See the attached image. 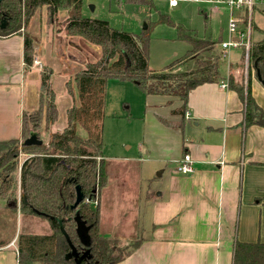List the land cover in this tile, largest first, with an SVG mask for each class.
I'll return each instance as SVG.
<instances>
[{
  "label": "crops",
  "instance_id": "obj_1",
  "mask_svg": "<svg viewBox=\"0 0 264 264\" xmlns=\"http://www.w3.org/2000/svg\"><path fill=\"white\" fill-rule=\"evenodd\" d=\"M207 8L206 17L219 11L209 4ZM223 10L225 13L226 8ZM64 36L68 39L67 45L81 51L87 61L90 59L86 54L96 58L94 52H98V46L81 38ZM227 40L221 38L220 43ZM220 43L215 44L216 53L222 52L224 58ZM36 45L33 63L26 68L23 32L0 36V141L22 137L23 112L38 107L40 73L54 65L43 57L45 46ZM242 46L247 73L249 41L248 47ZM35 60L40 65L35 64ZM69 60L75 62V58ZM239 63H227L225 74L220 73L218 82L203 83L190 90L184 114L177 112L182 100L167 95L171 98L168 97L165 104L171 103L174 108L167 115L169 118L161 117L154 131L159 151L165 154L153 156L148 167L156 172L155 183L152 174L146 173L141 146L138 171L133 173L132 179L126 156L106 155L103 144L106 181L93 202L99 207L98 230L105 237L129 240L137 236L141 240L135 250L115 264H233L235 240H264V126L256 121L259 114L264 115V85L251 74V96L259 113L254 114L255 122L246 123L245 101L228 84L229 77L241 82L237 78ZM66 69L64 66L63 70ZM67 79L68 75L63 85L71 98V106L73 97L66 90ZM246 81L247 74L244 89ZM55 104L57 108L56 100ZM104 118L105 106L104 117L98 122L102 138ZM80 132L85 134L82 129ZM185 153L193 159L194 170L188 174L174 169L176 161ZM24 156L23 160L27 157ZM114 167L115 171H123H120L121 183L109 182ZM18 193L20 198L19 186ZM135 198L133 205L131 201ZM2 207H6L5 204H1ZM17 234L14 232L3 240L0 264H17Z\"/></svg>",
  "mask_w": 264,
  "mask_h": 264
},
{
  "label": "trees",
  "instance_id": "obj_2",
  "mask_svg": "<svg viewBox=\"0 0 264 264\" xmlns=\"http://www.w3.org/2000/svg\"><path fill=\"white\" fill-rule=\"evenodd\" d=\"M46 6L50 20L59 11H66L63 27L67 37H77L99 47V55L93 62L85 63L66 81V90L73 97V104L66 109L65 123L50 132L47 143L25 145L20 138L0 141V199L13 209L17 203L19 186L21 212L37 214L49 221L50 231L33 233L20 231L16 237L17 264H76L64 232L78 253L86 248L76 234L74 216L77 213L88 227L90 258L80 264H115L124 259L141 243L140 238L120 248L118 239L105 237L98 230L99 207L94 205L98 190L105 184L102 129L98 125L104 117L106 86L110 78L130 81L145 94H164L182 100L178 113L184 114L190 90L207 82H218L222 52H215L219 40L198 38L189 29L177 25V38L191 44V48L168 69L154 71L149 68L148 28L140 32L114 28L103 19L89 18L81 14L82 0H1L0 36H9L23 28V62L26 68L33 63L35 37L27 31L31 17L39 7ZM160 21L170 23L162 15ZM184 30V31H182ZM249 64L245 89L243 84H228L245 101V122H255L259 113L251 96L250 78L258 70L264 82V38L249 46ZM254 62L256 64L254 65ZM185 65L182 71L177 66ZM51 69L40 73L39 107L35 113L33 130L26 127V113L22 114V137L36 131L44 113L45 129L58 119L55 93L50 85ZM74 82L75 90L70 86ZM84 130V135L81 134ZM39 137V134L37 132ZM21 152L27 156L18 164ZM18 170V171H17ZM17 171V172H16ZM14 173L19 175L18 186ZM80 184L84 199L72 209L75 185ZM48 216H55L50 219ZM61 220V223L58 222ZM63 231H62V229ZM3 240H0V246ZM123 249V251H122ZM233 264H264V240L245 242L235 240Z\"/></svg>",
  "mask_w": 264,
  "mask_h": 264
},
{
  "label": "rangeland",
  "instance_id": "obj_3",
  "mask_svg": "<svg viewBox=\"0 0 264 264\" xmlns=\"http://www.w3.org/2000/svg\"><path fill=\"white\" fill-rule=\"evenodd\" d=\"M207 6L208 4L191 0H177L175 6H170L167 0H82L81 14L89 18L106 20L112 27L127 31L140 32L142 29L148 28L150 34L149 68L154 71H162L175 64L191 48L189 42L177 38V25L184 27L186 32L189 29L191 33L199 38H207L213 41H220L221 38L228 39L227 9L224 13L222 11L225 8L220 6L215 15L209 13V16L206 17L205 13L209 11ZM59 14L53 20H50L46 6L39 7L31 17L27 27V31L35 37L34 52H36V44L40 43L41 46H45L44 59L54 62V65H49L52 70L50 85L55 93L59 111L58 121L45 129L44 113H42V117L37 122L39 123L37 128L39 138L46 143L51 134L50 132L54 131V128L63 126L59 125L61 122L65 123L66 108L71 104V98L65 92L63 85L67 75L68 79H71L76 70L84 68L85 63L95 60V58L86 54V57L90 59L87 61L81 51L67 45L68 39L64 36L63 27L64 20L67 17L66 11H60ZM235 14H239L245 19L247 17V11H244V13L236 11ZM162 15L166 16L170 23L160 21ZM238 27L243 29L245 24L239 23ZM21 31L23 32V28H21ZM249 32V44L251 45L264 38V4L255 3L251 14ZM217 49L215 47V52ZM242 53V45L240 47L230 46L225 57H221L219 60L221 75L225 74L227 63L236 64V62H240L237 78L241 82L237 83L234 80V83L239 85L244 84V78L247 74ZM94 54L95 57L99 55V50L98 52L95 51ZM73 58H75V62L69 60ZM64 66H67L68 69L63 70ZM185 67V65L177 66L175 71H182ZM69 69L71 72L68 71ZM70 86L75 90L73 81H71ZM168 97L164 94L147 95L137 88L133 82H123L115 78L108 80L103 127L104 153L115 157L126 156L128 159L127 165L131 166L130 177L132 179L134 178L133 173L136 172L137 174L138 171L137 159L141 146L142 155L146 158V173L152 174L153 182L156 181L154 177L156 172L153 173L152 169L148 167L153 161L151 159L153 156L159 154L163 156L165 154L159 151L160 146L155 142L154 131L159 125L161 117L169 118L167 115H170V110L174 108L171 103L165 104ZM127 105L128 108H126ZM37 106L39 107V102ZM38 107L33 111L25 110L27 119L25 124L28 130H33L34 122L31 121H33ZM22 140L23 138H20L19 142L21 143ZM18 149L17 161L20 164L23 157H25V153L21 152L20 146ZM120 171L123 172L119 169L115 171V167L112 168L109 180L111 184H118ZM13 177H15V184L18 186V175L14 173ZM109 193L111 192L109 191ZM16 195L17 203L12 210L9 209L10 207L0 208V240L8 239L14 232L17 234L19 231L49 232L48 219L37 214L22 213L21 206L18 203V190ZM131 202L133 205L136 204V198ZM1 204H5V202L2 203V199H0ZM137 238L136 236L129 240L118 239L117 242L120 248H123Z\"/></svg>",
  "mask_w": 264,
  "mask_h": 264
},
{
  "label": "built area",
  "instance_id": "obj_4",
  "mask_svg": "<svg viewBox=\"0 0 264 264\" xmlns=\"http://www.w3.org/2000/svg\"><path fill=\"white\" fill-rule=\"evenodd\" d=\"M198 3L209 4L212 8H218L224 6L228 11V40L222 41L220 43V48L223 50V56L226 55L227 49L230 46L239 47L245 44L248 47L249 41V31H250V19L255 3L264 4V0H191ZM170 6H175L177 0H168ZM247 11L246 19L241 17L235 12ZM239 23H244L245 28L240 29L238 27ZM247 27V28H246ZM247 58V55H246ZM35 64L40 65L38 60L34 61ZM225 84H223L224 86ZM193 159L190 154L185 153L180 159L176 161L175 171L183 174H188L193 172ZM96 203V202H95Z\"/></svg>",
  "mask_w": 264,
  "mask_h": 264
},
{
  "label": "water",
  "instance_id": "obj_5",
  "mask_svg": "<svg viewBox=\"0 0 264 264\" xmlns=\"http://www.w3.org/2000/svg\"><path fill=\"white\" fill-rule=\"evenodd\" d=\"M5 23H6V21L2 20V23L0 26L3 28ZM255 64H256V62H254V65ZM256 76H257V79L264 85V82L261 80L260 74H259L257 69H256ZM256 121L260 125L264 126V115L259 114L256 117ZM41 143H42V140L38 138L36 131H31L29 136L26 137L23 141V144H25V145H31V144L40 145ZM84 197L85 196L81 190L80 184H76L75 185V199H74L73 203L70 205V207L72 209H74L84 199ZM48 217L50 219H56L55 216H48ZM74 221L76 224V234H77V236H79L80 240L83 242L84 246L86 247L82 250L81 254L76 251L75 246L72 244V242L70 241L69 237L66 235L65 232H64V234H65V237L67 238V241L71 247L70 255L71 254L74 255L76 264H80L81 260L84 257H87V258L91 257V255L89 254V249L87 248V246L90 243V238H89V235L87 233L88 227L86 226L85 222L80 218V216L77 213L74 216ZM58 222L61 223V220H59ZM62 231H63V229H62Z\"/></svg>",
  "mask_w": 264,
  "mask_h": 264
}]
</instances>
